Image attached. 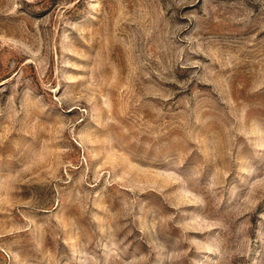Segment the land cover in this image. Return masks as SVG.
<instances>
[{
  "label": "rangeland",
  "instance_id": "obj_1",
  "mask_svg": "<svg viewBox=\"0 0 264 264\" xmlns=\"http://www.w3.org/2000/svg\"><path fill=\"white\" fill-rule=\"evenodd\" d=\"M0 264H264V0H0Z\"/></svg>",
  "mask_w": 264,
  "mask_h": 264
}]
</instances>
